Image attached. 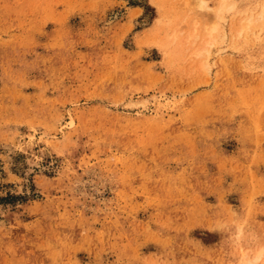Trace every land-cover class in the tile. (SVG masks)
Masks as SVG:
<instances>
[{"label": "rangeland", "instance_id": "obj_1", "mask_svg": "<svg viewBox=\"0 0 264 264\" xmlns=\"http://www.w3.org/2000/svg\"><path fill=\"white\" fill-rule=\"evenodd\" d=\"M232 3L0 0V264H264V0Z\"/></svg>", "mask_w": 264, "mask_h": 264}, {"label": "bare ground", "instance_id": "obj_2", "mask_svg": "<svg viewBox=\"0 0 264 264\" xmlns=\"http://www.w3.org/2000/svg\"><path fill=\"white\" fill-rule=\"evenodd\" d=\"M215 1V0H214ZM219 1H221V4L219 5L218 4V6H219V12H220V10L222 11V9L223 10H228V11H235V12H241V11H239V10H237L238 8H237V6H233L234 4L232 3L233 2V0H217V2H219ZM194 2V1H193ZM198 2H200L199 4H198V7H200V8H207V7H205L204 6V3L202 2V1H198ZM197 2V3H198ZM194 5H196L197 6V4H194ZM218 6H216V7H218ZM195 7V6H194ZM197 7V8H198ZM216 7H214V8H216ZM252 7V6H251ZM160 9V8H159ZM209 9V8H208ZM218 9V8H217ZM249 9H250V7H249ZM248 9V10H249ZM201 10V9H200ZM205 11H207V10H205ZM205 11H203V12H205ZM253 11V10H252ZM209 12V11H208ZM216 12V11H215ZM212 13V12H211ZM163 13H161V15H162ZM215 14V16L216 15H218L219 17H222L223 15H225V14H221V13H214ZM249 14V13H248ZM259 15V22H262V20L261 19H263L262 18V15H264V7L262 8V10L260 11V13H258ZM204 15V14H203ZM255 15V16H254ZM254 15H249V16H247V18H244L243 20H239L238 19V22H232V24H234V26H233V29L236 27V32H235V34H234V36L236 37H241L243 34H245V35H247V34H249V32H253L254 31V29H256L257 27H258V25H256L258 22L256 21V19H255V17L257 16V14H254ZM164 16V15H163ZM206 16V15H205ZM208 17H209V15H207ZM214 16V15H213ZM193 17V16H192ZM242 17V16H241ZM245 17V16H244ZM260 17H261V19H260ZM188 18V17H187ZM213 19L215 18V17H212ZM189 20V19H188ZM261 20V21H260ZM221 21V20H220ZM223 21H225V19L223 20ZM232 21V20H231ZM240 21V22H239ZM213 22H215L214 20H213ZM219 22V21H218ZM207 23V22H206ZM224 23V22H223ZM171 24V23H170ZM194 24V23H193ZM220 24V23H219ZM258 24H260V23H258ZM186 25V24H185ZM197 25V24H196ZM196 25L194 26L193 25V27H196ZM200 25V24H199ZM204 26V29L202 28V25H201V28H202V30L204 31H201V34L203 33H205L206 32V34L208 35V37H207V35H203L204 37H206V38H208V40L209 39H211V37L213 36V34H215V35H217V33H220V32H223V31H220V26L218 25V23L217 22H215L214 24H211V25H206V24H204L203 25ZM221 26H222V22H221ZM261 26L262 25H260L259 27L261 28ZM200 27V26H199ZM258 27V28H259ZM259 28V29H260ZM194 29H197V28H194ZM180 30V29H179ZM199 30V29H198ZM222 30V29H221ZM177 31V30H176ZM194 31V30H193ZM200 31V30H199ZM179 32V31H178ZM186 32V31H185ZM195 32V31H194ZM193 32V33H194ZM176 33L177 32H174V35H176ZM193 33L191 34V35H193ZM198 34V33H197ZM197 34L195 33L194 34V36L196 35L197 36ZM190 35V34H189ZM191 35H190V37H191ZM177 36H179V34H177ZM181 36V35H180ZM192 37V39L193 38H195V37ZM218 36H219V34H218ZM221 36V35H220ZM189 37V38H190ZM198 37V36H197ZM202 37V36H201ZM200 37V38H201ZM216 37V36H215ZM245 37V36H244ZM247 37V36H246ZM175 38V37H174ZM218 37H216V39H217ZM220 38V37H219ZM222 38H224V37H222ZM222 38H220V39H222ZM191 39V38H190ZM198 39V38H197ZM215 39V40H216ZM232 39V38H231ZM249 39V38H248ZM194 40H196V38L194 39ZM211 40H213V42H209V44H208V41H206V45H212V44H214V36H213V39H211ZM239 40V39H238ZM242 40H243V38H242ZM246 41H247V39H246ZM216 42V41H215ZM219 42V41H218ZM234 42V41H233ZM206 45H204V46H206ZM203 46V47H204ZM201 48V47H199V48H196V51H197V53H196V51H194V49H193V52H192V55L195 57V55L194 54H197L198 56H202V53H203V57H204V53H208L209 51L208 50H200V49H204V48ZM208 47V46H207ZM212 47V46H211ZM197 49H199L200 51H198ZM209 54V53H208ZM208 54H207V57H208ZM199 58H201V57H199ZM263 250H259L256 254H255V257H254V261H260L259 259H261V256L263 255ZM253 261V262H254ZM248 264V263H247Z\"/></svg>", "mask_w": 264, "mask_h": 264}]
</instances>
